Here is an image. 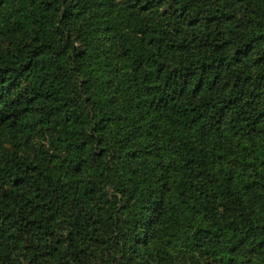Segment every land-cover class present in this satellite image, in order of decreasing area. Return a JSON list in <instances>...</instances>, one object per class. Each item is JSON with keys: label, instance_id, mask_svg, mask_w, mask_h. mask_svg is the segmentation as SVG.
I'll list each match as a JSON object with an SVG mask.
<instances>
[{"label": "trees", "instance_id": "1", "mask_svg": "<svg viewBox=\"0 0 264 264\" xmlns=\"http://www.w3.org/2000/svg\"><path fill=\"white\" fill-rule=\"evenodd\" d=\"M0 148V264H264V0H0Z\"/></svg>", "mask_w": 264, "mask_h": 264}, {"label": "rangeland", "instance_id": "2", "mask_svg": "<svg viewBox=\"0 0 264 264\" xmlns=\"http://www.w3.org/2000/svg\"><path fill=\"white\" fill-rule=\"evenodd\" d=\"M118 1V0H117ZM166 4H161L160 10H162ZM101 36L100 41L102 42L103 34H99ZM120 83V82H118ZM120 92V87H117L116 93ZM139 140L145 139L144 137L139 136ZM1 144L6 147L10 152L24 155H30L33 153V148L29 141L22 135H15L12 137L11 135H3L1 137ZM1 156V148H0V159ZM149 241V252L153 254V257L156 256L157 252L161 254H169L172 258L171 264H222L219 258H215L213 256L205 255L204 253L199 252L198 250H187L186 247H182L183 245L180 243L178 239H176V224L172 227H164L160 226L159 229L153 234L150 232V236H148ZM160 254L157 255V257ZM244 257H248V254L243 253ZM248 264H254L252 261H248Z\"/></svg>", "mask_w": 264, "mask_h": 264}]
</instances>
